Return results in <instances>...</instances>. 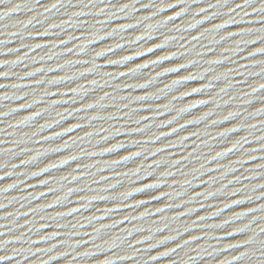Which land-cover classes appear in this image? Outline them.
I'll list each match as a JSON object with an SVG mask.
<instances>
[{
    "label": "water",
    "instance_id": "water-1",
    "mask_svg": "<svg viewBox=\"0 0 264 264\" xmlns=\"http://www.w3.org/2000/svg\"><path fill=\"white\" fill-rule=\"evenodd\" d=\"M0 264H264V0H0Z\"/></svg>",
    "mask_w": 264,
    "mask_h": 264
}]
</instances>
